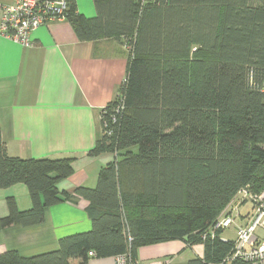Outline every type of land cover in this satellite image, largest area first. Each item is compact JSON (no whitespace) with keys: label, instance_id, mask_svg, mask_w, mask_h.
Instances as JSON below:
<instances>
[{"label":"trees","instance_id":"obj_1","mask_svg":"<svg viewBox=\"0 0 264 264\" xmlns=\"http://www.w3.org/2000/svg\"><path fill=\"white\" fill-rule=\"evenodd\" d=\"M66 1L79 40L117 38L129 53L128 75L89 151L116 160L95 188L75 191L90 203V231L32 257L7 251L0 264L135 257L140 246L175 239L205 246L189 264L223 260L235 241L223 230L212 238L210 228L243 190L264 192V0H94V17ZM73 172L71 157L10 156L0 127V188L24 183L33 202L20 210L9 197L0 229L42 223L47 208L70 198L58 184Z\"/></svg>","mask_w":264,"mask_h":264},{"label":"crops","instance_id":"obj_2","mask_svg":"<svg viewBox=\"0 0 264 264\" xmlns=\"http://www.w3.org/2000/svg\"><path fill=\"white\" fill-rule=\"evenodd\" d=\"M16 0H0L4 10ZM79 12L97 14L94 0H76ZM25 46L0 32V127L7 152L23 159L73 158V174L58 187L63 199L45 212L42 223L0 229V254L18 251L24 257L59 249L60 239L90 231L89 201L74 197L78 187L95 188L101 169L116 154L89 155L101 133V113L128 75L129 53L117 38L78 39L67 19L48 21L31 34ZM20 210L32 207L24 183L0 188V218L9 214L8 198ZM243 224L245 220L238 221ZM205 255L203 244L175 239L140 246L135 257L143 262L170 260L189 264ZM85 264H116V256L92 257Z\"/></svg>","mask_w":264,"mask_h":264},{"label":"built area","instance_id":"obj_3","mask_svg":"<svg viewBox=\"0 0 264 264\" xmlns=\"http://www.w3.org/2000/svg\"><path fill=\"white\" fill-rule=\"evenodd\" d=\"M142 4L156 0H140ZM68 2L66 0H16L13 5L5 8L0 32L7 34L25 46H32L31 34L48 21L66 19ZM119 111V108L117 109ZM252 203V212L242 217L245 222L240 224L241 215L235 213L243 202ZM238 216V218H237ZM235 226L236 241L232 253L223 260L212 264H232L234 260H242L254 264H264V192L251 194L243 190L228 208L218 217L209 230L212 238L217 230H225ZM207 234L203 236L205 240ZM116 264H170V260L143 262L132 253L126 252L116 256Z\"/></svg>","mask_w":264,"mask_h":264},{"label":"rangeland","instance_id":"obj_4","mask_svg":"<svg viewBox=\"0 0 264 264\" xmlns=\"http://www.w3.org/2000/svg\"><path fill=\"white\" fill-rule=\"evenodd\" d=\"M240 208V207H239ZM240 212L243 215H247L248 212H252V205L250 203H247L243 206H241L240 208ZM235 213H238V211H236ZM238 218V216H237ZM240 220V217L238 218V221ZM221 238L225 239V240H230V241H236V230H235V226H232L228 229L223 230L221 233Z\"/></svg>","mask_w":264,"mask_h":264}]
</instances>
